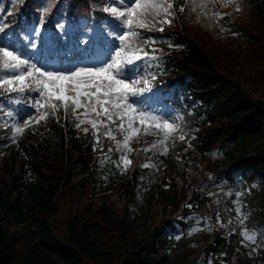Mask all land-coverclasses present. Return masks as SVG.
<instances>
[{
    "label": "trees",
    "instance_id": "1",
    "mask_svg": "<svg viewBox=\"0 0 264 264\" xmlns=\"http://www.w3.org/2000/svg\"><path fill=\"white\" fill-rule=\"evenodd\" d=\"M125 2L0 0V45H17L25 57L58 53L63 61L70 55L67 41L56 34L58 20L78 27L85 19L101 24L115 49L126 29L101 9L110 3L122 9ZM171 2L174 17L163 31L159 25L138 30L154 41L143 48L156 57L138 62L139 75L155 76L178 114L179 131L165 142L166 154L134 148L125 171L116 166L122 151L103 136V126L96 145L92 129H77L74 115L62 109L59 121L49 116L13 137L14 115L24 113L37 93L0 94V264H193L189 223L183 221L192 212L202 224L220 218L229 225L213 229L205 247L213 264H264V183L249 192L240 184L264 167V97L247 89L264 85V0H235L226 13L221 0ZM26 23L49 30L54 43L45 45L38 34L32 49L22 38ZM111 127L116 140L122 138ZM150 161L152 180L139 179L147 170L141 165ZM238 165L241 181L232 176ZM212 177L227 196L206 194L203 186ZM140 186L143 203L130 218ZM235 199L248 205L241 223L234 219ZM175 223L183 234L168 240L165 231ZM242 229L256 232V246L243 241Z\"/></svg>",
    "mask_w": 264,
    "mask_h": 264
},
{
    "label": "snow or ice",
    "instance_id": "2",
    "mask_svg": "<svg viewBox=\"0 0 264 264\" xmlns=\"http://www.w3.org/2000/svg\"><path fill=\"white\" fill-rule=\"evenodd\" d=\"M234 2L235 0H227V3ZM227 3L222 6H227ZM101 10L117 18L121 27L126 30L117 37L119 46L114 55L110 42L106 59L100 62V66L84 64L81 58L78 62L69 61L68 67L50 69L46 66L47 62L41 61L38 56L33 57L30 54L25 57L19 48L0 45V94L11 98L15 93H37L36 96H30V102L25 105L29 109H34V112H29L23 118V127L14 126L11 129L13 137L21 134L30 124L46 121L49 116L56 117L59 121L58 113L62 109L65 116L69 112L74 115L77 129H81V125L91 127L96 145L100 144V126H103L105 128L103 136L108 140L116 141L118 151H121V144L131 151L128 146L135 138L132 134L140 131L138 124H155L162 130L169 129L171 131L164 133V140L157 141L148 149H143L147 152L157 149L159 145H165L162 154H166L165 142L172 138L174 132L179 131L175 121L135 107L137 101L131 98L150 90V81L139 75L138 62L156 59L154 56L150 57L143 48V45L154 41L142 38L138 30H151L159 25L158 30L163 31V24L171 23L174 17L173 5L164 3L163 0H126L122 9L110 5ZM236 10H240L239 6ZM180 11H184V8L182 7ZM58 27L65 30L64 25ZM0 31H3L2 26ZM33 31L39 33L41 30L33 29ZM29 44L32 49H37L34 40H29ZM138 85L142 86L138 87ZM14 102L19 103V101ZM79 109H83V113L79 112ZM111 125H115L116 130L121 133V141L116 140ZM89 130V127L82 128L85 134H88ZM144 131L147 133L148 129L145 128ZM184 138V135H180L181 140ZM93 150L96 151L97 148L94 146ZM99 150L103 152L102 147ZM112 151L113 149L109 147L108 152ZM104 159L108 157L104 156ZM131 163L127 152L122 151L116 166L120 167V164H124L126 171ZM151 166L148 163L141 165L145 168ZM236 212L239 214L240 209L237 208ZM197 230L202 229L194 228L192 231ZM240 235L249 241L257 238L255 231L250 233L247 229Z\"/></svg>",
    "mask_w": 264,
    "mask_h": 264
},
{
    "label": "rangeland",
    "instance_id": "3",
    "mask_svg": "<svg viewBox=\"0 0 264 264\" xmlns=\"http://www.w3.org/2000/svg\"><path fill=\"white\" fill-rule=\"evenodd\" d=\"M222 5L227 3V0H221ZM112 6V5H111ZM233 7V3H227V6H223V9L227 12H230V10ZM58 25H64L65 30H61ZM33 29H40L41 31L39 33H36L33 31ZM55 29L58 31V35H63L68 41V47L67 51H70L69 55L70 57L66 59L65 61H62L58 55L50 56L48 53L44 54L40 60L41 61H46L47 64L46 66L49 67L50 69H56L60 67H68L69 66V61L72 62H78L81 58H83L84 64L87 65H96L100 66V62L105 61L107 51H108V44L105 39L102 37V32H104V28L102 26L96 27L94 24L88 26L85 25V20L81 19L79 22V29L80 31L77 32L76 26L71 23L68 19H63V20H58ZM46 37V41L48 44L52 43V39L48 37L50 34L49 31H44L42 28L38 25H32L30 23H26L23 28V36L24 40L26 42H29V40H34L37 34H41ZM100 36V39L98 37ZM6 45H9L10 47H15L18 48L17 45H14L10 42H6ZM82 49H86V51H82ZM115 50H112V54H115ZM150 81V90L144 92L142 95L138 97H133L131 99L136 100L137 103L134 105L135 107L141 109V110H146L149 111L153 114L163 116L165 118H168L170 120L175 121V124L178 125L177 123V112H175L171 106L165 101L164 97L167 95V93H164L163 90V85L160 83L154 84V80H149ZM247 89L250 91V93L255 97H264V85H258L255 88H250L247 87ZM24 113L22 114H16L14 115V120H16L15 125L17 126H23L22 120L27 116L29 112H34V109H23ZM81 113H83V109H79ZM131 115V114H130ZM140 128L139 133H133L132 135L135 137L134 139L131 140L130 149L132 150V145L135 143L136 148H144L148 149L150 148L151 145L156 143L157 141L162 140V137H164L165 132H169L171 130L169 129H161L155 124H145V125H137ZM84 127H91L89 125H83ZM147 128L148 132L146 133L144 129ZM117 140V141H121ZM264 141V137L262 139ZM117 147V145H116ZM165 148L164 145H159L157 149L148 151L152 156L156 155L157 153L161 152ZM121 150L128 152L127 148L121 144ZM152 165L151 167H147V171L142 172L140 175L141 180H152L153 173L155 171L154 164L153 162L149 163ZM254 164V162H253ZM124 165V164H123ZM256 176L248 183L245 181H241L240 177V168L235 167L233 170V176L237 178V180L241 181V186H243L244 191L248 192V190H251V188H256L259 189L261 187V184L264 183V167H261L257 173L255 174ZM215 178L212 177L209 181V185H206L205 189H207V192L209 195H222V196H227L229 192H226L223 190L221 186H219L220 181H217L216 184ZM219 186V187H218ZM137 193L134 199V203L130 205L129 208V214L130 218L133 216V212L136 210V208L141 205L142 200H143V189L140 187L137 188ZM235 206L236 209H240V213L238 214L236 212L237 219L241 223L242 221L246 220V217L248 215V205H246V208L242 205V200H236L235 199ZM185 221L189 222L188 227H187V233H188V244L191 246V251L189 252V260L193 264H213L211 261V258L207 257L205 254V247L207 246L209 240L211 239L212 235V230L215 225H220L222 227H226V224L224 221L217 219L216 222L212 223L209 220H206L203 224L200 221V215L199 213L197 214H192L190 215ZM202 229V230H197L193 232V229ZM243 231L245 229H242ZM176 233L179 234L181 231L180 226L175 227ZM249 231V230H248ZM254 231V230H252ZM252 231H249L250 233ZM191 233V234H190ZM256 233V232H255ZM244 239V238H243ZM244 241H247L248 244H258L256 240L254 241H249L244 239Z\"/></svg>",
    "mask_w": 264,
    "mask_h": 264
}]
</instances>
